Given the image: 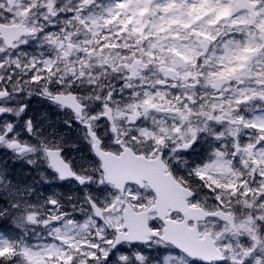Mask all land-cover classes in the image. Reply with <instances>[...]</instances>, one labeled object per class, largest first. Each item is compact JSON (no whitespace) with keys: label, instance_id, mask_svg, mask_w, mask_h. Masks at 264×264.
Here are the masks:
<instances>
[{"label":"snow or ice","instance_id":"obj_1","mask_svg":"<svg viewBox=\"0 0 264 264\" xmlns=\"http://www.w3.org/2000/svg\"><path fill=\"white\" fill-rule=\"evenodd\" d=\"M0 221V264H264V0H0Z\"/></svg>","mask_w":264,"mask_h":264},{"label":"flooded vegetation","instance_id":"obj_2","mask_svg":"<svg viewBox=\"0 0 264 264\" xmlns=\"http://www.w3.org/2000/svg\"><path fill=\"white\" fill-rule=\"evenodd\" d=\"M34 104H36V110L37 112H40L42 110H44V108H46V106L44 105H39L36 101H34ZM53 118L55 119V116H53ZM59 191H62V192H66L67 190V186L65 188H60L58 189ZM43 191V189H42ZM45 194H48L47 192H45ZM2 223V225H10V221H0Z\"/></svg>","mask_w":264,"mask_h":264},{"label":"rangeland","instance_id":"obj_3","mask_svg":"<svg viewBox=\"0 0 264 264\" xmlns=\"http://www.w3.org/2000/svg\"><path fill=\"white\" fill-rule=\"evenodd\" d=\"M0 226L7 227V226H9V225H2V223L0 222Z\"/></svg>","mask_w":264,"mask_h":264}]
</instances>
